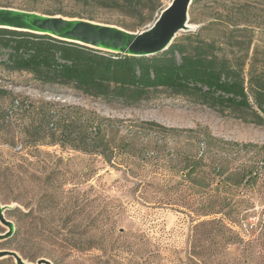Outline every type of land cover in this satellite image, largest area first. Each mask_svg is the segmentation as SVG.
I'll return each instance as SVG.
<instances>
[{
  "label": "rangeland",
  "instance_id": "1",
  "mask_svg": "<svg viewBox=\"0 0 264 264\" xmlns=\"http://www.w3.org/2000/svg\"><path fill=\"white\" fill-rule=\"evenodd\" d=\"M173 1L148 0L155 12L144 25H139L142 18L75 0H0V7L46 15L60 10L83 20L93 16L97 23L131 33L153 25ZM188 17L195 27L191 31L207 28L206 37L233 34L247 70L253 64L264 68V0H201L191 5ZM0 87L21 102L0 98V208L14 225L6 236L11 231L0 219V237L5 236L0 252H15L31 264H264V239L250 249L247 242L228 243L230 224L208 215L209 189L183 181L186 173L176 164L178 151L196 152L198 136L191 130L261 145L263 126L179 97L163 95L129 107L71 88L12 85L5 77ZM45 111L53 113L52 122L61 114L96 119L105 128L113 158L55 144L57 135L37 129ZM207 171L200 179L210 186ZM247 197L262 211L257 194ZM248 222L254 224L257 216ZM233 230L240 232L238 226ZM240 237L250 239L244 231Z\"/></svg>",
  "mask_w": 264,
  "mask_h": 264
},
{
  "label": "trees",
  "instance_id": "2",
  "mask_svg": "<svg viewBox=\"0 0 264 264\" xmlns=\"http://www.w3.org/2000/svg\"><path fill=\"white\" fill-rule=\"evenodd\" d=\"M75 1L142 18L139 25L153 20L155 12L148 0ZM47 14L84 19L60 10ZM87 19L95 21L93 16ZM206 30L184 34L161 54L136 57L101 51L47 34L0 27V77L12 85L71 88L86 97L129 107L149 104L163 95L179 97L209 107L221 116L264 127V68L258 69L253 64L247 70L242 45L233 34L206 37ZM3 96L21 103L13 92L0 87V98ZM53 117L52 112L45 111L44 126L37 129L47 131L52 138L57 135L53 139L55 144L101 154L109 161L113 158L114 149L105 128L96 119L61 114L52 122ZM189 132L196 133L198 143L192 150L196 148L195 154L177 152L179 172L186 173L183 181L209 189L208 215L230 224L228 243L247 242L249 249L255 248L264 239V208L256 211L250 202L252 197L247 195L257 194L264 203V144L222 140L206 131ZM205 168L215 188L202 183L200 175L205 173ZM10 214L15 215L16 211ZM251 216H257L254 224L248 222ZM234 226L240 232L234 231ZM242 231L250 238L248 241L240 237ZM0 264L11 261L4 258Z\"/></svg>",
  "mask_w": 264,
  "mask_h": 264
},
{
  "label": "water",
  "instance_id": "3",
  "mask_svg": "<svg viewBox=\"0 0 264 264\" xmlns=\"http://www.w3.org/2000/svg\"><path fill=\"white\" fill-rule=\"evenodd\" d=\"M194 0H174L153 25L143 31L127 32L119 27L97 23L93 20L51 16L30 11L0 7V27L47 34L68 42L90 46L114 54L147 57L161 54L170 48L181 31L188 32L194 26L189 24V10ZM5 207L0 208V219L9 228L11 235L14 225L4 217ZM5 237V236H4ZM4 237H0L1 239ZM12 257L18 263L15 252L4 250L0 259ZM21 264V263H20ZM36 264H45L42 260Z\"/></svg>",
  "mask_w": 264,
  "mask_h": 264
},
{
  "label": "bare ground",
  "instance_id": "4",
  "mask_svg": "<svg viewBox=\"0 0 264 264\" xmlns=\"http://www.w3.org/2000/svg\"><path fill=\"white\" fill-rule=\"evenodd\" d=\"M187 27H190V25L189 24H187ZM18 263L20 264H31V263H29L28 261H25V260H23L21 257H19V259H18Z\"/></svg>",
  "mask_w": 264,
  "mask_h": 264
}]
</instances>
